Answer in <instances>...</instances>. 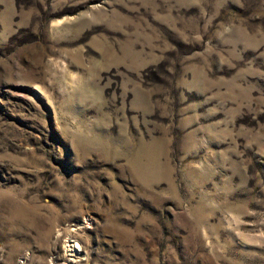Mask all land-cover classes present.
<instances>
[{
    "label": "rangeland",
    "instance_id": "374dc122",
    "mask_svg": "<svg viewBox=\"0 0 264 264\" xmlns=\"http://www.w3.org/2000/svg\"><path fill=\"white\" fill-rule=\"evenodd\" d=\"M0 264H264V0H0Z\"/></svg>",
    "mask_w": 264,
    "mask_h": 264
}]
</instances>
